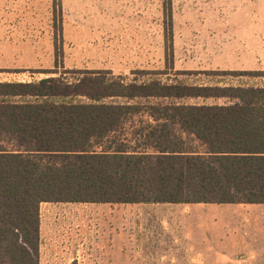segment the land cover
<instances>
[{
    "label": "trees",
    "instance_id": "16d2710c",
    "mask_svg": "<svg viewBox=\"0 0 264 264\" xmlns=\"http://www.w3.org/2000/svg\"><path fill=\"white\" fill-rule=\"evenodd\" d=\"M167 14L172 38L171 7ZM70 72L78 76L0 81V264H39L44 202L264 203V85L125 82ZM192 98L229 102L180 101ZM138 113L164 123L151 127L155 150L96 149ZM168 122L205 150L184 149Z\"/></svg>",
    "mask_w": 264,
    "mask_h": 264
},
{
    "label": "rangeland",
    "instance_id": "374dc122",
    "mask_svg": "<svg viewBox=\"0 0 264 264\" xmlns=\"http://www.w3.org/2000/svg\"><path fill=\"white\" fill-rule=\"evenodd\" d=\"M6 4L3 11L17 13L18 28L12 35L15 46L0 51L3 82L59 75L73 80L78 75L70 71L88 70L121 76L125 82L264 85V75L243 73L264 72V0H8ZM169 7L172 38L167 37ZM162 124L150 121L148 114L130 115L96 143V149L112 145L153 151L151 127ZM166 124L173 138L183 140L184 149L205 150L179 124ZM87 206L41 204L39 264H264V249L249 244L255 242L240 249L238 241L218 242L209 236L188 241L179 233L146 240L138 221L130 224L133 234L128 236L133 238L127 240L121 219L109 217L110 205H94L96 211L85 214Z\"/></svg>",
    "mask_w": 264,
    "mask_h": 264
},
{
    "label": "crops",
    "instance_id": "0c3cea01",
    "mask_svg": "<svg viewBox=\"0 0 264 264\" xmlns=\"http://www.w3.org/2000/svg\"><path fill=\"white\" fill-rule=\"evenodd\" d=\"M6 3L8 0H0V51L15 46L12 45L15 42V37L12 40V35L17 32L18 28L17 13L11 10L3 11V6H6ZM8 6L11 7L9 4ZM172 32H174L173 26ZM77 203L89 205L85 214L88 211L91 214L92 210L95 212L94 205H110L114 212L112 211L109 217L111 215L112 219L118 216L121 219L120 229L126 235L127 240L133 238L128 236L133 234L130 231V224L138 221L141 222L140 227L144 228L140 233L146 240L155 238L154 235L168 236L179 233L185 235L188 241L197 239L195 236H201L202 239L209 236L210 240L218 242L238 241L240 249L248 247V242H255V244L249 243L251 247L256 246L264 249V203L260 202ZM96 218V214H93V227Z\"/></svg>",
    "mask_w": 264,
    "mask_h": 264
}]
</instances>
